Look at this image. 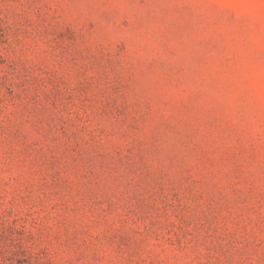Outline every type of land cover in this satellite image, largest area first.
<instances>
[{
  "label": "rangeland",
  "instance_id": "obj_1",
  "mask_svg": "<svg viewBox=\"0 0 264 264\" xmlns=\"http://www.w3.org/2000/svg\"><path fill=\"white\" fill-rule=\"evenodd\" d=\"M0 264H264V0H0Z\"/></svg>",
  "mask_w": 264,
  "mask_h": 264
}]
</instances>
